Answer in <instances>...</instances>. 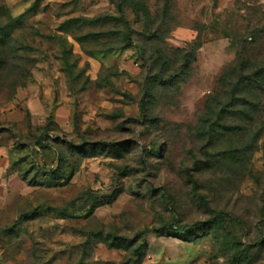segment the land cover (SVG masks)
I'll return each instance as SVG.
<instances>
[{
	"label": "rangeland",
	"instance_id": "374dc122",
	"mask_svg": "<svg viewBox=\"0 0 264 264\" xmlns=\"http://www.w3.org/2000/svg\"><path fill=\"white\" fill-rule=\"evenodd\" d=\"M0 27V264H264V0H0Z\"/></svg>",
	"mask_w": 264,
	"mask_h": 264
},
{
	"label": "trees",
	"instance_id": "16d2710c",
	"mask_svg": "<svg viewBox=\"0 0 264 264\" xmlns=\"http://www.w3.org/2000/svg\"><path fill=\"white\" fill-rule=\"evenodd\" d=\"M125 21V20H124ZM125 22H127V21H125ZM1 28V32L3 33V34H5V35H9V31L8 30H6V27H0ZM252 40L254 39V37H252V35H250L249 36ZM245 54H246V48H245V50L243 51V54H241V60H240V68H244L245 67V61H246V59H245ZM240 59V58H239ZM234 66V65H233ZM233 66H231V69H234V67ZM236 69V68H235ZM262 75V74H264V66L263 67H260L259 69H257L255 72H253V74H251V73H249V74H247V76H246V78L248 79V80H251V79H253V78H255L257 75ZM244 75V74H243ZM256 79V78H255ZM39 170L40 171H42V173L45 175H47V174H55V170L53 169H50V170H44L43 168H39ZM204 201V200H203ZM205 202V201H204ZM173 228V227H172ZM184 231V229H180V228H176L175 229V232H179V233H181V232H183ZM234 261H230V263L229 264H234L233 263Z\"/></svg>",
	"mask_w": 264,
	"mask_h": 264
}]
</instances>
